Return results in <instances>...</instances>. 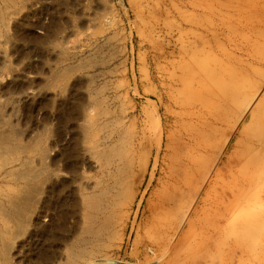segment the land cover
<instances>
[{
    "label": "rangeland",
    "instance_id": "374dc122",
    "mask_svg": "<svg viewBox=\"0 0 264 264\" xmlns=\"http://www.w3.org/2000/svg\"><path fill=\"white\" fill-rule=\"evenodd\" d=\"M263 94L264 0H0V264H264V183L215 213Z\"/></svg>",
    "mask_w": 264,
    "mask_h": 264
},
{
    "label": "bare ground",
    "instance_id": "6f19581e",
    "mask_svg": "<svg viewBox=\"0 0 264 264\" xmlns=\"http://www.w3.org/2000/svg\"><path fill=\"white\" fill-rule=\"evenodd\" d=\"M209 71L210 70H205L204 73H208ZM211 73H213V70L210 71V74ZM183 83H184V80H183ZM177 100L181 108V114H180L179 119L176 122L183 126L188 122L189 118L192 119L194 117L193 116L194 114L197 117L199 112L195 113V111H192V108H191L192 103L190 104L182 99H177ZM201 103L204 104L206 103V101L203 100ZM37 106H38V102H31L29 104V109L33 110ZM250 121H251V127H249L246 131L248 135V145L245 146V151L240 156L242 160L240 161L238 165V169L236 171V174L239 175V176L236 175V177H240L242 181L239 184H235L236 185L235 187L237 190L233 194L232 200L229 199L228 196H226L225 194H222V199L225 202H223V205L221 207L217 208L215 213L218 217L225 216L229 211L230 205L232 203L235 204L236 199L243 198L245 202L244 207L246 209L245 214L250 219L249 220L250 225L248 229H253L255 228L254 227L255 221L262 214V211H259L258 207H253L251 205L253 202L261 199L259 188H260V184L264 183V94L261 96L258 103L252 109V112L250 114ZM192 122H195V121H192ZM159 128H161V126H159ZM9 139H10V136L7 135L2 140H0V145L1 144L4 145V147H2L0 150L6 151L5 144L9 141ZM258 165H260L261 167H259ZM49 185L50 187L46 191L45 189L43 191V193L46 194L45 196L46 198H44L43 200L44 202L42 201L44 203L43 204L44 207L47 210H51L56 203L57 204H60L61 202L63 203L64 202L63 200H67V197H68V194L65 193V191L63 190L64 188L60 187V184L51 181ZM26 192L27 194H25L24 196L21 195L20 193H17V195L15 196V199H18V200L21 199L20 200L21 202L27 201L28 203H30L32 201L31 198H33L34 193L37 192V190L31 189L29 191L26 190ZM56 197L59 198L60 201H58ZM246 203H250L249 207L246 206ZM45 208H43V213H45L46 211ZM62 216L63 218H65L64 215ZM65 225H66V222L63 223V226ZM231 226H232V230L236 232L237 230L241 228H246L248 226V223L247 221H243L242 223L237 221L234 224H231ZM60 230H63L62 227L60 228ZM50 236L51 235H49L47 228H45V232H39V234L33 235L32 238L35 237V240H34V244H33L34 246L32 247V249L35 250L34 247L43 249L46 246L44 243L46 242L47 238H49ZM52 237H55V234ZM247 240H248V237L246 234L244 237H241L239 241H236L233 244L234 251L240 250L246 253V251L248 250Z\"/></svg>",
    "mask_w": 264,
    "mask_h": 264
}]
</instances>
